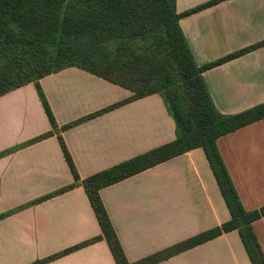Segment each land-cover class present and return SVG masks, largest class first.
<instances>
[{"label":"crops","instance_id":"obj_1","mask_svg":"<svg viewBox=\"0 0 264 264\" xmlns=\"http://www.w3.org/2000/svg\"><path fill=\"white\" fill-rule=\"evenodd\" d=\"M212 1L175 0L179 14L200 8L179 21L198 67L264 43V0ZM202 77L222 115L263 103L264 45ZM38 84L80 180L175 139L174 121L157 94L96 114L132 93L77 67L49 74ZM216 145L244 210L264 206V119L220 137ZM73 184L34 85L0 96V216L6 215L0 219V264H115L104 239L63 253L101 235L81 185L55 194ZM99 195L130 263L230 218L200 148ZM252 229L264 254V217ZM157 264L251 263L232 231Z\"/></svg>","mask_w":264,"mask_h":264},{"label":"trees","instance_id":"obj_2","mask_svg":"<svg viewBox=\"0 0 264 264\" xmlns=\"http://www.w3.org/2000/svg\"><path fill=\"white\" fill-rule=\"evenodd\" d=\"M198 9L179 14L175 0H0V96L27 84L34 85L74 179L73 185L55 194L81 185L101 231L99 237L63 253L104 239L115 264H157L236 231L250 263L264 264V254L252 229V224L264 217V206L244 210L216 145L220 137L264 119V102L235 115H222L214 107L202 77L204 71L264 43L198 67L179 27L181 18ZM70 67L80 68L132 93L128 99L96 114L159 95L174 121L175 139L80 180L38 84L41 78ZM197 148L204 152L229 220L136 262H128L99 191Z\"/></svg>","mask_w":264,"mask_h":264}]
</instances>
